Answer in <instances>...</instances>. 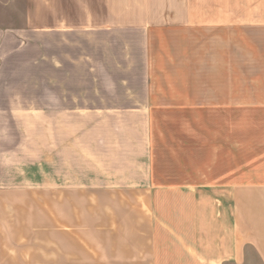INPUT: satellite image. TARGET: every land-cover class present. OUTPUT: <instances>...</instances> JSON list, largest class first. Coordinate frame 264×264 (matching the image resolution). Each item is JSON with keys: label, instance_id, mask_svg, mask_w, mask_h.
<instances>
[{"label": "crops", "instance_id": "1", "mask_svg": "<svg viewBox=\"0 0 264 264\" xmlns=\"http://www.w3.org/2000/svg\"><path fill=\"white\" fill-rule=\"evenodd\" d=\"M23 1L0 26V264H264V45L242 66L217 12L194 78L187 0Z\"/></svg>", "mask_w": 264, "mask_h": 264}, {"label": "rangeland", "instance_id": "2", "mask_svg": "<svg viewBox=\"0 0 264 264\" xmlns=\"http://www.w3.org/2000/svg\"><path fill=\"white\" fill-rule=\"evenodd\" d=\"M2 2L5 0H1ZM188 6L191 12L192 22V48L193 54L191 61L193 64V77H200L201 64H202V48L206 43L209 47L216 46V14L219 12L220 15L225 17V47L228 44L232 45L237 40L239 45L247 47L249 44L250 35L254 37L257 45H264V36L259 32V29H264V0H187ZM1 2V3H2ZM219 2V5H218ZM0 9V26H8L10 23L16 22L18 25L21 24L20 16L17 17L16 21H11L9 17L10 8L16 10L18 15L23 11L24 1L16 0L8 10H4L3 5ZM11 12V11H10ZM16 13V14H17ZM233 19L236 21L235 28H233ZM257 28V31L254 29ZM231 29L237 30V33H232ZM253 29V32H250ZM234 34V36H233ZM240 35V37L238 36ZM257 36V37H255ZM237 43V44H238ZM236 44V42H235ZM229 45V46H231ZM215 59V55H209L210 57V69L212 62ZM227 57V55H225ZM247 53L241 54L242 66L247 67ZM244 62V63H243ZM246 62V63H245ZM244 70L242 69V72ZM247 72V71H246ZM184 120V119H179ZM197 120L194 118V126L197 124ZM183 123H186L182 121ZM199 125V122H198ZM135 152V151H133ZM25 167H1L4 173H16L21 172L20 169ZM245 168V167H242ZM17 169V171H16ZM88 169L87 166H81V171L85 172ZM243 170V169H242Z\"/></svg>", "mask_w": 264, "mask_h": 264}]
</instances>
